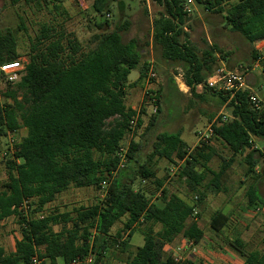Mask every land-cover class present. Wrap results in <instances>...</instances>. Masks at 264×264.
Here are the masks:
<instances>
[{"label":"trees","instance_id":"obj_1","mask_svg":"<svg viewBox=\"0 0 264 264\" xmlns=\"http://www.w3.org/2000/svg\"><path fill=\"white\" fill-rule=\"evenodd\" d=\"M152 1L164 10L153 21L156 51L165 61L183 65L186 85L192 94L201 97L198 89L212 71L215 52L224 56L226 53L210 48L202 59L198 57L184 32L187 0ZM196 2L204 5L207 11L224 14L226 25L241 34L252 47L264 41V0ZM225 4H231L229 9H224ZM93 8L98 15H103L105 8L111 12L106 0H96ZM97 28L99 33L91 38L88 48L83 49L79 42L67 40L66 35L55 28L42 26L32 44L21 81L4 90V102L0 93V138L27 129V136L14 147L12 160L6 162L8 178L0 193V221L17 218L22 240L16 243L13 254L7 255L0 248V264H30L35 255L43 264L44 261L57 264L58 259L64 264H86L90 257V264H99L110 246L124 251L129 249L135 226L142 230L144 245L130 254L125 264H161L165 244L178 236L182 235L194 245L204 239L198 220H193V212L207 198L204 190L201 191L207 173L212 176L208 189L221 193V180L239 155L249 151L244 160L247 177L255 174L264 157L254 148L255 141L264 143V107L256 108L252 104L248 90L237 93L230 100L233 119L214 126L213 139L221 142L231 154L229 160H223L218 171L208 166L217 155L214 146L203 143L191 150L182 139L181 131L158 134L144 164L137 159L141 143H132L128 153L131 166L118 170L116 153L129 120L136 114L125 104L128 77L133 70L139 69L142 80L150 66L142 63L139 52L123 42L121 33L128 30V22L117 26L106 21ZM20 57L16 33L0 32V66ZM252 58L254 61L257 58L254 49ZM214 93L224 102L230 98ZM157 97L160 114V89ZM144 113L143 107L142 115ZM155 122L156 117H152L149 128ZM138 125L139 128L142 125V116ZM155 159L184 163L178 178L185 180L190 193L198 194L192 205L178 195H168L164 180H159L151 167ZM262 173L264 175V169ZM139 177L146 184H156L155 192L136 190L134 185ZM103 182L109 183L108 196L97 206L78 210L71 229L55 233L52 228L54 224L67 223L69 214L34 218L71 187L99 189ZM159 192L162 193L160 202H152L150 197ZM248 196L249 207L255 209L259 204L264 205L256 188L251 187ZM25 205L33 207V211L24 212ZM123 218L126 222L118 238L107 239ZM189 220H192L190 224ZM230 222V215L216 211L210 228L221 234ZM128 231L129 235L123 240L121 233ZM230 245L244 259L243 264H264V251L247 253L241 238L236 237ZM166 264L193 263H176L168 258Z\"/></svg>","mask_w":264,"mask_h":264},{"label":"rangeland","instance_id":"obj_2","mask_svg":"<svg viewBox=\"0 0 264 264\" xmlns=\"http://www.w3.org/2000/svg\"><path fill=\"white\" fill-rule=\"evenodd\" d=\"M96 0H0V32L8 30L16 33L18 53L22 63L28 62V56L31 51L35 38L39 35L42 26L47 25L55 28L58 32L66 35V39L77 41L83 49L88 48L91 38L99 33L97 26L104 22L120 26L128 22L129 28L121 33L123 42L128 44L133 51L139 52L142 63L147 62L156 71L162 97L160 99L161 113L151 115L145 109L142 115V125L137 134L134 143H141L142 148L137 153V159L140 164H144L148 156L153 151V144L160 133L182 132V139L188 144L191 150L199 145L197 133L204 132L212 122L222 114H227L233 119V107L230 105V99L224 102L222 98L216 95L212 90L204 87L198 90L201 97L191 93L186 85L185 69L183 65L174 64L162 59L159 51H156L153 44V21L164 12L163 7L155 4L152 0H106L109 3L111 12L106 8L103 15H98L93 8ZM231 4H225L227 10ZM184 32L188 35L190 46L195 50L200 59L210 48H218L226 56L215 52V63L212 65V71L208 75H214L219 68H225L228 71H235L241 66L249 70L248 85L250 94L264 107V69L254 68L255 61L252 58L253 47L238 32L232 31L225 22L224 14H215L207 11L204 5L198 4L193 0L191 12L188 14ZM66 42V41H65ZM182 76V78H181ZM138 70L131 72L129 79L136 80ZM206 82L204 84H206ZM5 88L1 90V99L4 102ZM143 88L134 89L129 92L127 106L136 110L144 107L142 97ZM152 117H156V122L152 128H149ZM25 132V131H24ZM22 131L14 139L11 138L5 145L0 143V154L9 152L16 142L21 140ZM7 137L0 138L1 142H6ZM213 139V138H212ZM210 146H214L217 155L209 163V168L214 171L220 169L223 160H229L230 152L221 144L213 139L209 141ZM255 146L259 152L264 154V143L255 141ZM239 155L232 167L226 172L221 180L223 191L214 193L208 189L209 181L212 176L207 173V179L203 183L201 191L207 195L200 205L198 211L200 218L198 223L202 228L206 238H212L215 246L212 250L222 252L225 261H215L212 264H241L236 258V251L231 247L230 241L236 237L241 238L246 245V252L264 251V211L256 212L253 207L248 206V192L251 187L256 188L258 196L264 203V157L255 169V174L247 177V166L244 163L245 156ZM5 165L4 160H0ZM183 162L176 161L170 163L164 159H155L151 167L156 172L159 180H164L165 190L168 195L175 194L186 196L192 202L198 197V194L190 193L185 180H180L178 174ZM131 164H128L129 168ZM135 166V165H134ZM137 166V165H136ZM2 172L0 170V176ZM1 178V177H0ZM156 184L142 181L139 177L134 185L136 190H142L148 193H154ZM207 188V189H206ZM71 187L70 190H74ZM206 189V190H205ZM96 193H101V189L93 188ZM157 194V195H156ZM150 197L152 202H160L162 193H156ZM100 199L104 200L101 198ZM159 199V200H158ZM264 208V205L259 206ZM216 211H223L230 215L232 221L221 234H216L210 228V221ZM122 222L117 228H122ZM125 237V234L123 235ZM181 246H184L182 257H188L193 252V248L187 245V240ZM186 248V250H185ZM191 248V249H188ZM197 251L200 253L202 250ZM196 251V252H197ZM240 259H244L240 257ZM239 259V260H240ZM241 260V261H242ZM198 262V261H197ZM103 258L99 264H104Z\"/></svg>","mask_w":264,"mask_h":264},{"label":"crops","instance_id":"obj_3","mask_svg":"<svg viewBox=\"0 0 264 264\" xmlns=\"http://www.w3.org/2000/svg\"><path fill=\"white\" fill-rule=\"evenodd\" d=\"M137 70H138V77L136 80H130L129 79L130 75L128 77L125 104L129 98V92L134 89L136 90V89L143 88L144 96L141 98L142 103L144 104L146 100V90H147L146 78L141 80L140 70L139 69ZM127 108H130V107L127 106ZM130 109L136 110L134 107ZM21 131L25 133V134H22V138H21L22 140L24 137L27 136V129L22 128L19 132ZM18 133L7 135L6 142L4 141L1 142L0 140V143H4L3 144L4 146L5 143L9 141V139L11 140L12 138L15 140ZM21 140L17 141L16 144L19 143ZM0 151H2L1 148H0ZM0 170L2 172V175L0 176L1 177L0 178V193H1L2 191H4V185L7 182V178H8L7 177V166L5 168V165L0 164ZM93 188L94 187L81 188V189L75 188L74 190L68 189L67 191L59 194L53 202L47 204L44 207L42 212L35 214L34 218L42 219L45 216L69 214V221L67 223H57V224H54L52 228L55 233H60L63 231V229H71L73 226V221L77 217L78 210H80L81 208H91L93 206L99 205L101 201L100 195H101V198L104 199L102 195V191L101 193H96L93 190ZM164 189H165V184H164ZM178 196L182 198L187 204H190V205L193 204V202L189 200L185 195L184 196L178 195ZM203 205H205V203ZM30 211H33V207L31 206L24 207V212L30 213ZM120 222L123 223L121 224L122 228H117ZM120 222H118L112 228L109 235L106 237L107 239L114 241V239L118 238V233L123 229L124 223L126 222V218H123L122 221ZM190 222H192V220H189L188 224H190ZM133 229L134 231L132 233V237L130 240L129 249L124 251V250H121L120 247L118 246H114V245L110 246L108 251L105 253V256L103 257V261L105 262L104 264H125V261L127 260L128 256L130 254H134L138 248L144 245V235L142 233V230L138 226H135ZM158 229H160V227H158ZM224 230H226V228ZM129 233H130L129 231L126 232V234L122 232L121 233L122 239L125 240V238L127 237V235H129ZM93 234L95 235L96 232L93 231ZM124 234H125V237H123ZM181 238L183 240V243H185V240L187 239L181 235V236H178L173 242L165 244L162 254H161V258H160L161 264H166V260L168 258L173 259V256L177 255V251H176L177 249H180L178 255L181 257L182 262L189 261V262H192L193 264H212L215 261H218V263L225 261V257L222 254V252H217V251L212 250L211 247L215 246V242L213 241V239L206 238L207 240H205V236L200 244L193 245L194 246L193 252H191V254L189 253L188 257H182L181 255H182V252L184 251V246L180 245V243L182 242L180 240ZM21 240H22V231H21V227L18 224L17 218L11 217V218L0 221V248H2L7 255L15 253L16 243ZM232 242L233 240L230 241V243ZM187 245H188V242H187ZM188 249H191V248H188ZM197 249L202 250V252L199 253ZM40 251L43 252L44 249L41 248ZM236 258L238 259L239 262H241V264L244 263L243 260L240 259V256L238 254L236 255ZM42 264H43V261H42ZM44 264H50V262L44 261ZM57 264H64L63 260L58 259ZM86 264H90V263L86 261Z\"/></svg>","mask_w":264,"mask_h":264},{"label":"built area","instance_id":"obj_4","mask_svg":"<svg viewBox=\"0 0 264 264\" xmlns=\"http://www.w3.org/2000/svg\"><path fill=\"white\" fill-rule=\"evenodd\" d=\"M81 1V0H78ZM193 5V0H187L185 3V12L190 14L191 7ZM254 52L257 56L255 60L254 68H262L264 69V41L254 44L253 46ZM26 63H22L20 60L7 63L0 66V93L2 89H6L9 85H16L21 81L23 73L25 71ZM249 77V70L241 66L240 69L235 71H228L225 68H219L216 70L214 75L208 78L206 84L199 86L198 90H202L206 87L209 90L215 91L217 93L223 94V96H230V100L239 92L250 91V87L247 85V78ZM182 78V76H181ZM146 82H147V90H146V100L144 102V108L150 113L151 115H156L159 109L158 103V84L159 78L151 66L146 74ZM252 104L256 108H260L258 101L253 96L250 97ZM136 114L131 117L129 120V126L124 136L123 140L120 143L118 151L116 153V157L119 161L118 170H124L128 165V153L130 149V145L134 143L135 139L137 138V134L140 130L139 128V119L142 116L141 110H133ZM232 118L227 114H222L217 119H215L212 124L209 125L208 128L204 132L197 133V141L199 145L203 143L208 144L209 141L214 137V126L221 125L227 122H230ZM15 147V146H14ZM254 148L257 147L254 145ZM15 152V148L9 150V152H3L0 154V160H4L8 162L12 160V156ZM109 183L103 182L100 185L102 190L103 198L108 196V187ZM197 198H195V201ZM24 207H27L25 205ZM256 212L264 211V208L257 207L254 209ZM198 208H194L193 212V220L197 221L198 216ZM189 247H192L194 244L191 241H187ZM179 250L177 249V255L173 256V260L176 263L182 262L181 257L178 255ZM92 258L90 257L87 259L88 263H91ZM30 264H42V260L39 259L38 255H35L32 259Z\"/></svg>","mask_w":264,"mask_h":264}]
</instances>
